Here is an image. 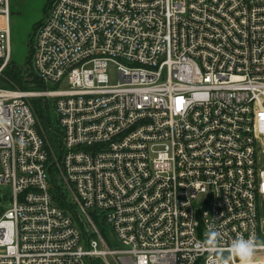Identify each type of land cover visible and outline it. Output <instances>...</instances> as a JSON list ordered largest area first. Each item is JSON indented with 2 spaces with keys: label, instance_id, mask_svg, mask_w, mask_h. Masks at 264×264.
I'll return each instance as SVG.
<instances>
[{
  "label": "built area",
  "instance_id": "built-area-1",
  "mask_svg": "<svg viewBox=\"0 0 264 264\" xmlns=\"http://www.w3.org/2000/svg\"><path fill=\"white\" fill-rule=\"evenodd\" d=\"M35 31L41 89L0 87V264H238V237L264 264V0H52Z\"/></svg>",
  "mask_w": 264,
  "mask_h": 264
},
{
  "label": "rangeland",
  "instance_id": "rangeland-1",
  "mask_svg": "<svg viewBox=\"0 0 264 264\" xmlns=\"http://www.w3.org/2000/svg\"><path fill=\"white\" fill-rule=\"evenodd\" d=\"M51 1L52 0H9L10 6L8 17L9 29L11 32V63L9 67H13L16 69L15 71L17 72L16 75H18V83H15L8 75L5 77L1 76L0 80L3 81V86H9L10 90H18L19 84L22 83V80L24 82L26 81L27 88L35 90L41 89V87H37V83L34 81V79L36 78L33 76H35L36 74H34L32 69L31 53L33 47L35 46V26L44 20L45 14H47ZM29 57L30 59L28 60ZM108 72L110 83L113 84L117 80V74L114 71V67L112 65L108 67ZM44 88L46 90L55 89L49 84L45 85ZM32 103L33 110L36 117L38 118V123L42 131L45 133L46 141H48L50 139L48 132H46V128L43 124V119L39 117L41 115L43 105L42 100H34L32 101ZM46 103L48 105L47 117H49L50 120L49 124L51 125V128L54 129L56 117L51 107L52 103L51 101H46ZM57 185L61 189L60 183H58ZM61 192L65 193L63 189H61ZM10 196V189L6 186H0V214L10 207ZM261 225L264 228V217ZM85 228H87L86 225ZM98 231L101 233L107 246H109L111 250L117 251L122 249V245H120V242L109 226L98 222Z\"/></svg>",
  "mask_w": 264,
  "mask_h": 264
},
{
  "label": "clouds",
  "instance_id": "clouds-1",
  "mask_svg": "<svg viewBox=\"0 0 264 264\" xmlns=\"http://www.w3.org/2000/svg\"><path fill=\"white\" fill-rule=\"evenodd\" d=\"M218 233L215 229L209 230L210 239L207 241L210 247H214ZM229 255L238 261V264H252V258L256 252V242L252 238L238 237L232 240L229 249ZM218 264H224L222 257Z\"/></svg>",
  "mask_w": 264,
  "mask_h": 264
},
{
  "label": "trees",
  "instance_id": "trees-1",
  "mask_svg": "<svg viewBox=\"0 0 264 264\" xmlns=\"http://www.w3.org/2000/svg\"><path fill=\"white\" fill-rule=\"evenodd\" d=\"M52 2V1H51ZM51 2H50V4H51ZM39 24V23H38ZM37 24V25H38ZM37 25L35 26V28L37 27ZM30 59V57L28 58V60ZM16 69L15 68H13V67H8V68H6L3 72H2V76H9V77H11V79L15 82V83H18V75H16L17 74V72L15 71ZM14 72H16V73H14ZM34 81L38 84V82L36 81V79H34ZM3 81L2 80H0V87H4V88H6V89H10L9 88V86H3V83H2ZM27 87H26V81L24 82L23 80H22V83L21 84H19V87H18V90H21V91H25V89H26ZM39 117H41L42 119H43V124H44V126H45V128H47V126H48V123H47V120H46V117H45V115L43 116V111L41 110V115L39 116ZM50 138V137H49ZM50 140H51V138H50ZM54 199H55V201H56V204L59 206V207H61V208H63V209H66V210H68V211H70L71 213H74L75 212V210H76V206L75 205H73V204H68L69 202H68V199H67V195L65 194V193H63V192H61L60 190H58L56 193H54ZM66 200V201H65ZM68 202V203H67Z\"/></svg>",
  "mask_w": 264,
  "mask_h": 264
},
{
  "label": "crops",
  "instance_id": "crops-1",
  "mask_svg": "<svg viewBox=\"0 0 264 264\" xmlns=\"http://www.w3.org/2000/svg\"><path fill=\"white\" fill-rule=\"evenodd\" d=\"M258 212H259L260 220L263 221V217H264V199H262L260 201V208H259ZM262 229L264 231V228H262ZM263 240H264V237H263Z\"/></svg>",
  "mask_w": 264,
  "mask_h": 264
}]
</instances>
